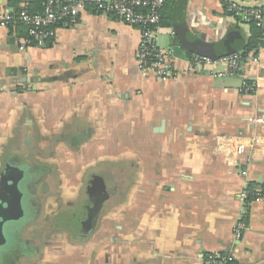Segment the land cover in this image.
Returning a JSON list of instances; mask_svg holds the SVG:
<instances>
[{"label":"crops","instance_id":"0c3cea01","mask_svg":"<svg viewBox=\"0 0 264 264\" xmlns=\"http://www.w3.org/2000/svg\"><path fill=\"white\" fill-rule=\"evenodd\" d=\"M10 1L0 12L25 4ZM160 21L156 43L176 71L167 81L140 73L139 29L112 14L86 9L41 47L23 27L0 28V174L9 160L36 168L38 194L58 186L69 205L88 171L115 175L90 235L48 233L42 264H205L213 253L264 264V206L248 199L264 188V80L246 90L264 74V48L235 76H218L226 60L189 70L183 27L205 43L237 30L241 49L248 25L220 0H165ZM41 199L48 226L56 202Z\"/></svg>","mask_w":264,"mask_h":264},{"label":"built area","instance_id":"2783aa9c","mask_svg":"<svg viewBox=\"0 0 264 264\" xmlns=\"http://www.w3.org/2000/svg\"><path fill=\"white\" fill-rule=\"evenodd\" d=\"M228 12L236 17H241L245 22L253 21L256 27L264 28V7L260 9L245 10L229 0ZM165 0H46L42 12L39 14L30 13L26 5L21 8L18 15L13 13L0 12V28H12L22 26L26 29L27 36L35 45L41 47L52 36L51 27L65 21L73 23L76 17L92 9L99 14H112L118 20L129 27H136L140 32V43L136 53L138 69L143 75H151L158 80L167 81L174 78L176 71L170 63L172 56L169 52L160 49L157 46V31L161 19L160 11L163 8ZM227 62V72L218 76H235L240 68L238 58L230 56L223 58ZM256 63V59L253 60ZM213 62L209 59L196 55H191L188 61L189 70L195 68H207ZM258 75V74H257ZM264 74L258 75L253 83L246 90L254 92L263 87ZM258 137L245 146L257 145ZM245 146H239L243 149ZM243 175H246L244 172ZM253 199L260 201L264 206V191L254 189ZM245 225L239 222L234 228L236 239L241 237ZM205 264H235L234 259L229 254L213 253L208 255Z\"/></svg>","mask_w":264,"mask_h":264},{"label":"flooded vegetation","instance_id":"af4514ba","mask_svg":"<svg viewBox=\"0 0 264 264\" xmlns=\"http://www.w3.org/2000/svg\"><path fill=\"white\" fill-rule=\"evenodd\" d=\"M43 173V171H41ZM46 172H51L46 170ZM6 174V173H5ZM113 174L108 171L94 172L88 171V176H83L81 181L84 183L78 189L74 204L63 203L61 201L58 186L52 187L42 185L38 194V171L36 168L29 172L30 184L22 183L19 190L22 192L23 212H11L7 218H10V237L6 238V245L0 249V264H42L44 255L45 240L49 238L48 233L58 231L64 232L68 242L74 238H86L93 230V221L95 216L101 214L104 203L108 198V188L106 183L113 179ZM25 185V187H24ZM22 187L24 188L22 190ZM25 190V191H24ZM27 196V197H26ZM52 196L56 202V215L51 217L49 225L44 226L43 219L40 216L39 205L41 198ZM63 213H70L68 219H62ZM74 220V221H73ZM75 222V224H73ZM77 230L73 233L72 229ZM52 234L51 236H53ZM56 240V239H55Z\"/></svg>","mask_w":264,"mask_h":264},{"label":"water","instance_id":"95a60500","mask_svg":"<svg viewBox=\"0 0 264 264\" xmlns=\"http://www.w3.org/2000/svg\"><path fill=\"white\" fill-rule=\"evenodd\" d=\"M234 5L245 9L253 10L264 7V0L254 5L248 6L238 0H229ZM180 33L181 43L191 55L209 59L213 62L227 58L232 55L228 46V38L223 37L216 43H205L192 35L186 27ZM181 58L182 55H181ZM15 161L9 160L0 174V249L6 245V238L11 240L9 227L10 218H7L11 212H23L22 192L20 185L27 182L31 167H20L13 165ZM6 173V174H5ZM21 189V188H20ZM24 188L22 187V190Z\"/></svg>","mask_w":264,"mask_h":264},{"label":"trees","instance_id":"16d2710c","mask_svg":"<svg viewBox=\"0 0 264 264\" xmlns=\"http://www.w3.org/2000/svg\"><path fill=\"white\" fill-rule=\"evenodd\" d=\"M45 1L46 0H32V2L30 3L29 1H26V0H11L10 3H11V5L17 6L20 3L25 2L26 8L30 13L39 14L42 12L43 5H44ZM220 2L222 4L224 12L227 15L233 17L236 20L237 24H241V23L247 24L249 27V36H248L247 40L244 41L241 49L236 48L235 44L234 45L231 44V42H233V41L237 42V40H239L240 34L237 30L230 32L229 38H228V46L230 48V51L233 53L232 56H236L238 58L239 64L244 63L250 55L255 56L257 54L258 49L264 48V28L260 29V28L256 27V25L253 21L245 22L241 19V17L234 16L232 13L228 12L227 1L226 0H220ZM20 12H21V8H16V10L13 12V14L18 15ZM160 14H161V11H160ZM55 26L51 27L50 30H52V28H54ZM16 27H22V26H16ZM250 187H249L248 199L252 200L253 199V196L251 193L252 188H250ZM261 190L264 191V188H261Z\"/></svg>","mask_w":264,"mask_h":264},{"label":"rangeland","instance_id":"374dc122","mask_svg":"<svg viewBox=\"0 0 264 264\" xmlns=\"http://www.w3.org/2000/svg\"><path fill=\"white\" fill-rule=\"evenodd\" d=\"M26 183V185H28V184H30V178H28V180H27V182H25ZM24 187H25V185H24ZM25 191V190H24ZM27 197V196H26Z\"/></svg>","mask_w":264,"mask_h":264}]
</instances>
